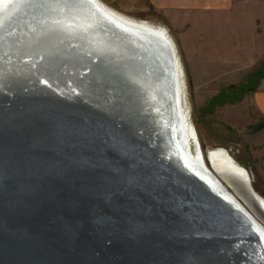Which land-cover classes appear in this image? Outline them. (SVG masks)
Instances as JSON below:
<instances>
[{"label":"water","instance_id":"1","mask_svg":"<svg viewBox=\"0 0 264 264\" xmlns=\"http://www.w3.org/2000/svg\"><path fill=\"white\" fill-rule=\"evenodd\" d=\"M53 7L32 32L0 24V264H264L250 186L214 169L225 199L171 165L136 67L111 85L126 56L94 15Z\"/></svg>","mask_w":264,"mask_h":264},{"label":"bare ground","instance_id":"2","mask_svg":"<svg viewBox=\"0 0 264 264\" xmlns=\"http://www.w3.org/2000/svg\"><path fill=\"white\" fill-rule=\"evenodd\" d=\"M57 2L62 4L63 11L67 7L71 8V12L76 7L79 8L82 11H78L79 15L86 13L87 21H93L94 15L96 17L94 23L98 25L97 30L107 44L106 54L118 53L119 56H115L116 58H120L122 53L126 56L124 64L121 63L109 72L108 78L111 85L121 87L122 69L127 79H133V71L128 66L136 67L135 80L142 83L140 95L145 98L143 101L147 102L149 110L158 119L156 130L163 135L162 141L166 144L165 158L170 157L171 165L180 166L181 168H178L180 171L197 178L194 179L204 187L220 195L224 193L225 199L236 197L222 189L223 180L220 176L224 177L237 191L243 189L242 185L248 188L250 186L264 207V197L253 187L249 173V178L247 176V169L227 149L219 147L211 150V167L207 165L206 158H202L199 145L201 150L202 147L195 133V126L193 127L190 121L183 79L184 71L178 56V48H175L170 30L165 26H156L151 22L129 17L111 9L100 0H0V24L10 19L13 14L28 15L24 26L27 28L26 32H32L34 28L31 27L29 20L51 15L53 6ZM44 27L40 24L35 29L41 30ZM111 45L117 47L121 45L122 48L118 52L117 47H111ZM124 48L129 49V53L123 52ZM143 127L145 129L147 125ZM213 167L220 176L212 169ZM259 228L261 227L258 225L254 226L255 230ZM263 231L259 229L258 232L261 234L264 250Z\"/></svg>","mask_w":264,"mask_h":264},{"label":"rangeland","instance_id":"3","mask_svg":"<svg viewBox=\"0 0 264 264\" xmlns=\"http://www.w3.org/2000/svg\"><path fill=\"white\" fill-rule=\"evenodd\" d=\"M133 17L170 30L184 71L190 121L207 165L211 167L207 152L219 147L227 149L247 169L253 187L264 197V117L256 113L251 102V91L255 90L257 79L264 75V50L256 59L252 57L254 64L248 66L251 52L237 51L235 46L232 50V44L224 47L220 36L203 27L175 34L160 18ZM248 21L247 28H251V20ZM248 33L256 41L261 36ZM243 48L253 47L243 44Z\"/></svg>","mask_w":264,"mask_h":264},{"label":"crops","instance_id":"4","mask_svg":"<svg viewBox=\"0 0 264 264\" xmlns=\"http://www.w3.org/2000/svg\"><path fill=\"white\" fill-rule=\"evenodd\" d=\"M100 1L132 18L133 16L145 19L160 18L169 28L174 29L175 34H184L186 29L193 27H203L207 32L220 36L219 41L224 47L227 46L226 44H232L231 49L235 46L237 51L251 52L252 55L249 56L251 64L248 66L254 64L251 58L255 56L256 59V55L264 50V0ZM248 20H251V28H247ZM248 32H256L261 36L256 41L249 38ZM243 44L253 48L245 49ZM257 82L255 90L251 91V102L255 106L256 113L264 117V75L260 76Z\"/></svg>","mask_w":264,"mask_h":264},{"label":"snow or ice","instance_id":"5","mask_svg":"<svg viewBox=\"0 0 264 264\" xmlns=\"http://www.w3.org/2000/svg\"><path fill=\"white\" fill-rule=\"evenodd\" d=\"M45 84H47V81H44ZM256 231H259V229H256Z\"/></svg>","mask_w":264,"mask_h":264},{"label":"trees","instance_id":"6","mask_svg":"<svg viewBox=\"0 0 264 264\" xmlns=\"http://www.w3.org/2000/svg\"><path fill=\"white\" fill-rule=\"evenodd\" d=\"M258 74V73H257ZM233 95H234V97L236 96L237 97V95L235 94V93H233Z\"/></svg>","mask_w":264,"mask_h":264}]
</instances>
